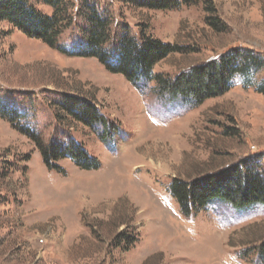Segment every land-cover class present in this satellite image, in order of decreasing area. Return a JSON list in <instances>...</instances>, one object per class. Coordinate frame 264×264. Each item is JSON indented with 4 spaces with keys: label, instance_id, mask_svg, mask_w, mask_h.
Here are the masks:
<instances>
[{
    "label": "rangeland",
    "instance_id": "374dc122",
    "mask_svg": "<svg viewBox=\"0 0 264 264\" xmlns=\"http://www.w3.org/2000/svg\"><path fill=\"white\" fill-rule=\"evenodd\" d=\"M84 1L69 0L73 22L59 39L67 53L0 21V99L19 112L15 123L0 116V264H260L264 205L215 202L186 216L169 188L247 160L264 170V70L235 76L226 94L200 106L162 95L155 82L135 86L96 58L72 55L85 46L86 21L77 16ZM87 1L112 17L114 39L124 26L136 36L145 27L178 47L154 67L170 79L232 49L264 55V0H199L165 11ZM67 97L92 102L114 126L111 136L104 124L73 118ZM72 142L100 168L83 170L70 158L47 165L44 150Z\"/></svg>",
    "mask_w": 264,
    "mask_h": 264
},
{
    "label": "trees",
    "instance_id": "16d2710c",
    "mask_svg": "<svg viewBox=\"0 0 264 264\" xmlns=\"http://www.w3.org/2000/svg\"><path fill=\"white\" fill-rule=\"evenodd\" d=\"M40 2L51 7L53 14H44L30 0H0V21L7 22L29 38L40 40L51 48L67 53L66 49L59 47V39L72 25L73 16L69 11V4L72 3L69 0ZM198 3L199 0H135V4L140 8L163 11L179 10L183 6ZM77 16L86 21V27L81 31L85 46L72 55L96 58L108 72L124 77L135 86H147L155 82L162 95H169L174 100L191 101L195 106H200L209 99L226 94L232 88L235 76L249 78L264 70V55L251 49H232L218 60H211L203 66H195L170 79L155 74L154 67L169 54L179 52L178 47L152 38L147 34L145 27H142L136 36L128 26H124L122 34L114 39L112 17L101 13L96 5L87 0L79 6ZM209 24L217 31L222 29L217 17H210ZM113 40H116V46L110 50L108 45ZM257 91L264 95V80L257 87ZM83 102L67 97L64 108L73 118L89 127L104 124V135L111 136L114 126L105 124L92 102ZM0 116L15 123L19 118V112L17 109H10L7 103L0 99ZM28 135L35 138L33 134ZM43 157L49 167L50 160L70 158L83 170L100 168L96 158L90 157L81 145L73 142L65 147L44 150ZM169 191L186 216L197 214L215 202L227 203L236 209L244 210L264 205V170L255 160H247L241 162L240 166L192 182L174 180ZM258 254L259 263L264 264V243L258 248Z\"/></svg>",
    "mask_w": 264,
    "mask_h": 264
},
{
    "label": "built area",
    "instance_id": "2783aa9c",
    "mask_svg": "<svg viewBox=\"0 0 264 264\" xmlns=\"http://www.w3.org/2000/svg\"><path fill=\"white\" fill-rule=\"evenodd\" d=\"M43 243H44V240L42 239V240H41V244H43Z\"/></svg>",
    "mask_w": 264,
    "mask_h": 264
}]
</instances>
